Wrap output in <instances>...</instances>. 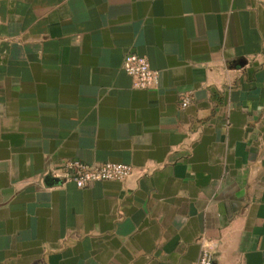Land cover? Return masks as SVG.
Masks as SVG:
<instances>
[{"label":"crops","instance_id":"1","mask_svg":"<svg viewBox=\"0 0 264 264\" xmlns=\"http://www.w3.org/2000/svg\"><path fill=\"white\" fill-rule=\"evenodd\" d=\"M70 160L132 174L78 188ZM203 237L264 264V0H0V264H191Z\"/></svg>","mask_w":264,"mask_h":264},{"label":"built area","instance_id":"2","mask_svg":"<svg viewBox=\"0 0 264 264\" xmlns=\"http://www.w3.org/2000/svg\"><path fill=\"white\" fill-rule=\"evenodd\" d=\"M122 70L133 79L136 88H149L157 83L158 71L153 69L143 54L127 52L123 56ZM182 106L188 104V98L182 100ZM132 174L130 164L105 161L98 164H86L79 160H70L63 166L62 177L73 182L78 188H84L99 181H123ZM202 251L198 259L191 264H212L214 256L208 248L210 242L201 238Z\"/></svg>","mask_w":264,"mask_h":264},{"label":"water","instance_id":"3","mask_svg":"<svg viewBox=\"0 0 264 264\" xmlns=\"http://www.w3.org/2000/svg\"><path fill=\"white\" fill-rule=\"evenodd\" d=\"M46 179H48V180H50V181H52V182L58 181V178H56V177H51V176H47ZM212 264H214V262H213Z\"/></svg>","mask_w":264,"mask_h":264}]
</instances>
